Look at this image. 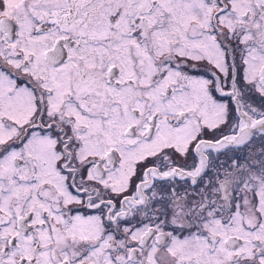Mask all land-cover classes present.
<instances>
[{
    "label": "snow or ice",
    "instance_id": "1",
    "mask_svg": "<svg viewBox=\"0 0 264 264\" xmlns=\"http://www.w3.org/2000/svg\"><path fill=\"white\" fill-rule=\"evenodd\" d=\"M0 264H264V0H0Z\"/></svg>",
    "mask_w": 264,
    "mask_h": 264
}]
</instances>
